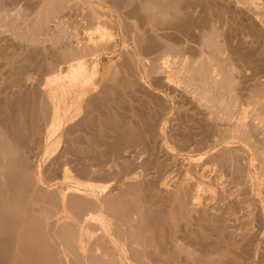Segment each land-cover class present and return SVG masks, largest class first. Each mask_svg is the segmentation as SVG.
I'll use <instances>...</instances> for the list:
<instances>
[{
    "label": "bare ground",
    "instance_id": "bare-ground-1",
    "mask_svg": "<svg viewBox=\"0 0 264 264\" xmlns=\"http://www.w3.org/2000/svg\"><path fill=\"white\" fill-rule=\"evenodd\" d=\"M34 2L36 11L27 17L33 22L31 31L41 36L43 45L52 39L55 43L42 47L48 60L36 59L38 72L45 74L42 81L25 78L21 89L0 97V113L9 112L0 116V264H229L225 258L257 259L260 254L264 259V245L257 248L264 237V108L237 112L233 97L241 88L251 99L264 88V67L256 73L260 64L247 52L249 45L262 48L264 40L254 26L247 27L249 34L255 32L252 40L235 36L229 24L244 15L237 0H90L87 6L80 4L83 0ZM205 7H215L218 13L209 14ZM108 15L132 27L134 23L132 59L123 67L135 79L127 85L140 87L148 74H155L167 92L177 96L187 91L186 85L193 87L202 110L198 132L193 137L181 134L175 142L181 156L172 155L166 144L171 103L164 102L153 115L146 114L147 108L146 113L138 109L135 131L111 133L114 142L106 149L120 163V172L114 167L119 173L107 170L113 167L96 157V148L80 149L79 156L75 148L72 176L50 174L57 161L43 169L41 150L28 155L24 144L29 132L34 137L41 133V143L48 145L65 125L87 126L81 114L61 115L62 100L78 92V85L82 88L77 101L86 97L83 86L97 76L103 53L110 47L104 48L98 35L83 36L78 24L87 21L90 28L84 29L97 28L101 16ZM232 59L243 60L254 71L235 72ZM23 71L20 67L15 74L21 76ZM119 83L98 97L89 99L87 94L88 105L99 107L118 92L123 84ZM196 154L202 156L199 161L192 160ZM255 162L259 177L252 188L248 182ZM139 174L141 182L125 180Z\"/></svg>",
    "mask_w": 264,
    "mask_h": 264
},
{
    "label": "rangeland",
    "instance_id": "rangeland-1",
    "mask_svg": "<svg viewBox=\"0 0 264 264\" xmlns=\"http://www.w3.org/2000/svg\"><path fill=\"white\" fill-rule=\"evenodd\" d=\"M6 1H7V3H6ZM21 1H23V2H21ZM21 1L13 3L12 0H2V1L0 0V3H1L0 4V16L2 17V18H0V24H1L0 28L2 27L0 29V55H1L0 56V65H1V67H0V97L11 96L12 93L21 89L22 87H20V85H24L23 81L25 80V78L35 77V78H38L39 81H42V79H43L42 77H44L45 74H42L43 76L40 75L41 72L40 71L38 72V70H37L38 65L37 64L41 60H44V59L48 60L49 59V57L47 55L48 54L47 51H45L42 47L43 46L48 47L49 45L55 43V41H53V39H52L49 42L48 41L46 42L47 45H43L44 43L42 44V42H41L42 40L40 41L41 36H37L38 34H35L31 31L33 22L29 21L30 19H28L27 17H30L33 14V12L36 11L35 10L36 6L34 5L35 2H34V0H21ZM27 1H28V3H26ZM83 1H85V2L80 3V4H83L85 6L89 5V3H90L89 2L90 0H83ZM201 1H203V0H201ZM237 2L240 6V9L241 10L243 9L242 11H243L244 15L241 18L238 17L239 20L237 18L236 21H233L229 24V25H232L233 28L236 30L235 31L233 29L234 33L236 34L235 36H237V38L239 37L241 40H252L253 39L252 37H254L252 35L255 34V32H253L254 30L250 31L252 33V34L250 33L251 34L250 35L249 32L247 31L248 30L247 27L254 26L255 28H258V31L260 32V34L262 36L261 38L263 41L264 40V36H263V34H264V0H256V2H253V0H237ZM21 3H23L24 5ZM1 5H3V6H1ZM27 5L29 8L27 7ZM21 8H22V10H21ZM205 8L208 10V13L209 12L211 14L212 13L213 14L218 13V10L215 7H211V8L205 7ZM9 9H11V10H9ZM12 10L15 12H13ZM18 10H20V11H18ZM25 11L27 14L24 13ZM4 12H5V14H4ZM220 12H222V11H220ZM19 13H20V16L18 15ZM104 14H106V13H104ZM22 15L26 16V18L23 17V19L27 22V24H26V22H24V20H22V17H21ZM20 17H21V19H19ZM6 20H7V22H6ZM16 20H17V22H16ZM18 20H21V21H18ZM240 20H242L241 24H240ZM99 22H100V25L97 28L94 27V28L90 29L91 33H90V30H87L90 28L89 27L90 24L87 21H84V22L82 21L80 24H78V30L79 29H80L79 31L84 30L82 32L83 36L89 37V36H97L98 35L97 36L98 38L102 37L99 40L103 44L102 45L103 47L106 44H107L106 45L107 47L108 46L113 47L112 44H114L115 49L112 48L113 50H110L111 48L108 47L109 49L107 51H105V53H103L104 55L101 58L100 66L97 69L98 74H97V76H95L93 78L92 82H88V83L84 84V86H83L84 93H86V97L88 96L87 94L91 95V96L87 97L89 99L91 97H98L100 94H102V91H104L107 87L114 86V88H115L116 85L118 86L120 84L119 82H122L123 83L122 86L121 87L119 86L120 88L117 87V90L119 89L120 91L118 90V92H116L117 94L114 92V93L108 95L106 97L107 99L106 98L104 99L105 101L107 100L106 102L104 101V103H103L105 106L103 104H100V106L99 107L97 106L96 107L97 109H96L95 107H90L88 105V101H87L88 99L86 97L84 98L85 95L82 96L81 99L77 101V96L79 95V92L82 88V87L80 88V86L78 85V92L73 91L68 97H66L64 100H62L63 103H62V108H61V115L63 116L65 112H68L69 117H75L76 118V117H79V115L81 114L80 116L84 117V119H86L85 121H87V122H84V123H87V126L84 124V125H82L83 127L76 126L73 128L69 125H67V126L65 125L63 128H61V130H59L57 132L56 135L53 136L52 141H51L52 143L50 142V144H48V145L41 143V140H40V139H42L41 133L35 134V137H34V133H31V132H29V130H27L29 132V134L27 136V138H28L27 143H26L27 146L24 144V147H25L27 154L29 153L30 155H33L34 152L38 154L41 150V152L39 153V156H40V161L42 163L43 169H46V167L48 166L49 163H51L53 161H55V162L57 161L56 163H58V164H57L56 170H58V171L55 170L56 172L55 171L50 172V174H55L56 176H62V175L72 176V173H73V172H71V171H73L72 167L76 162L75 156L81 155L80 149H89V148H96L98 150L96 152V157H99L102 161H109L110 167H113V168H108L107 170H111L114 172L116 171L117 173H119L120 168H121L119 166L120 163H118L117 159L114 160V156L112 154H110L109 152H107L106 149H107V147L112 146V145H110V143L114 142L113 135H111V133H114V132L116 133L118 131L119 132H122V131L133 132V131H135V127H136L137 121H138V117H137L138 109H140V110L142 109L145 113L147 110L146 114L153 115L156 112L162 110L161 107L163 106L164 102L165 103H171L173 111L170 114V116L167 118L169 123H170L169 125H171V127L169 128L170 130L169 129L167 130L168 131L167 135H169V136H167L166 144L168 147V151L172 155L177 154V155L181 156L180 151L179 152L177 151L178 145H176V143H175L177 141V138L181 137V134L185 133V134L191 135V137H193L196 135L195 133L198 132V129H197L198 124L197 123L201 117V111L202 110L198 106V101L194 100L195 99L194 97H196V93H194L193 87H190L189 85H186L183 83L184 86L186 85L187 91L182 93L180 96H177L171 92L170 93L167 92L168 90H166L165 87H163L162 84L156 80L155 74H148V76L145 77L143 84H141L142 87L141 86L138 87L137 85H127L128 83L129 84L131 83V80L135 79L133 75H130V69H129V71H126V68L123 67V65L125 63H128V64L131 63L132 56H131L130 51H131L132 45L134 43L133 42L134 35H135L134 23H133V27H132V24H130V23L128 24L127 22H125V24H124V22H120L116 18L115 19L112 17L110 18L109 15L108 16H101V18L99 19ZM132 22H134V21H132ZM21 23L23 24V26L21 25ZM28 23H29V25H28ZM30 24H31V26H30ZM101 24H102V27H101ZM245 24H247V26ZM17 25H19V26H17ZM27 25L30 27H28ZM80 25H81V27H80ZM110 25H112V27H110ZM26 26L28 27V29H30L29 31H28V29H26ZM245 26H246V29H245ZM85 27L87 29H84ZM108 27H109V29H108ZM7 28H9V29H7ZM15 28H17V29H15ZM23 28L26 31H24ZM261 28H262V30H261ZM17 30H20V31H17ZM243 31H244V33H243ZM19 32L22 33L21 36H23V39L19 35ZM116 32H117V34H116ZM87 33H88V35H87ZM25 35H26V37H25L26 39L24 38ZM248 35H249V37H248ZM130 37H131V39H130ZM27 38H28V40H27ZM31 40L33 41V43ZM37 40L40 43H37V42L35 43V41H37ZM105 42H107V43H105ZM109 42H115V43L110 44ZM117 42H119V43H117ZM234 43H236V41ZM27 45H29V46H27ZM106 46L104 48L107 49ZM133 48H134V46H133ZM248 48H247V52L248 53L250 52L251 57L254 58L253 60L256 61L258 63V65L260 64L258 68L256 67L257 69L254 68L255 72L257 70L256 73H258L261 70H263V67H264V62H263L264 57L262 58V56H264V46L262 48H258L257 46L255 48V46H254L253 47L254 49H253L252 46L249 45ZM34 50L36 53L34 52ZM253 50H255V51H253ZM38 51L40 53L41 52L42 53L40 54ZM256 51H257V54H256ZM229 54L226 53L225 55L228 56ZM7 55L8 56L10 55V56L8 57ZM34 55H36V57ZM38 58H39V61L36 60ZM91 58L92 57H90V56L87 57L88 60H90ZM257 58H259V59H257ZM32 60H35V61H32ZM260 60H261V62H260ZM4 62H5V64H4ZM8 63H10V64L8 65ZM231 63H232V68L234 67L236 69L235 70L233 68L235 70V72L236 71H242L243 74L250 75V72L252 74V72L254 71V69L251 70V67L246 65V63L243 62V60L232 59ZM3 65H4V67H3ZM144 66L146 69L151 71L150 66H148L146 64H144ZM20 67L23 68L24 74H22L21 76H18L15 73H16V70ZM115 67H117V68H115ZM65 71H67V68H65ZM111 71H113V73L110 74ZM122 72H123V74H122ZM133 73H134V71H132V74ZM36 74H38V75H36ZM110 75H111V79L113 78L111 81L114 83V85H112L113 83L110 82ZM124 76H125V79H124ZM40 77H41V79H40ZM19 79H21L22 82L20 84H17V81ZM118 79L120 81H118ZM114 80H116V82H114ZM152 80H153V82H152ZM125 81H126V83H125ZM237 83H242V84L244 83L245 84L246 82H244L242 79H237ZM180 84H182V82ZM247 84L248 83H246L245 85H247ZM127 86H128V88H127ZM188 87L190 88V90H188L189 89ZM157 88H159V89H157ZM91 89H92V93L90 92ZM141 89L143 90L142 92H141ZM262 90H264V88ZM262 90L259 91L257 97L255 96V97H252L251 99L249 97V91L248 90H243L241 88H240V90H236L234 95H233V97L236 98V103H235L236 104V111L237 112H239V111L244 112V111H252V109L254 110V108H256V109L259 107H260V109L264 108V91L262 92ZM189 93L191 96H189ZM92 94H94L95 96H92ZM115 94L117 95V97ZM194 94H195V96H194ZM171 97H172V99H171ZM150 98H152V99H150ZM108 101H109V103H108ZM115 101H117V102H115ZM174 101L179 102L180 104H177L178 106L175 107ZM152 102H153L154 106L152 105ZM148 103H150V104H148ZM242 103H244V104H242ZM110 104H112V105H110ZM248 104H249V106H247ZM254 104H256V105H254ZM143 105H145V106H143ZM250 105L252 107H250ZM83 106H84V109H86V110H84L82 108ZM147 106H149V107H147ZM78 107H79V109H78ZM144 108L145 109L147 108V109L144 110ZM124 109H126V110H124ZM260 109H259V112L261 111V113H262V110H264V109H262V110H260ZM95 110H96V112H95ZM149 111H151V112H149ZM84 113H85V115H84ZM263 114H264V111H263ZM8 115H9V112H1L0 113V116H8ZM26 117H27L26 119L29 122L32 120V118L29 115ZM40 124L44 125L43 122H41ZM89 124L91 127L88 126ZM68 126L70 127V129L72 128L71 131L68 128ZM119 128H120V130H119ZM65 130L66 131L68 130L67 132H69V133L64 132ZM88 132L90 134H88ZM82 133H84V134H82ZM70 135H72V136H70ZM60 137H61V141H58V139ZM94 138H97V139H94ZM38 139H39V142H38ZM65 140L67 142H65ZM97 140L101 141V143H107L108 142L107 143L108 145L107 144L106 145L105 144L99 145V142ZM111 140H112V142H111ZM35 143L37 144V146ZM65 143L68 144L69 147ZM65 146H66V148H65ZM220 146H223V144H221ZM47 147H50V150L47 154H45ZM31 148H32V151H31ZM36 148H38L39 151L36 150ZM75 148L78 149V151ZM36 151H38V152H36ZM74 152H76L75 156H74ZM67 155H68V157H66ZM71 156H73V158ZM182 156L185 158H188V156L185 154ZM201 157H202L201 154H198V155L196 154L194 157H192V160L199 161L201 159ZM61 158H62V160H61ZM63 158H64V160H63ZM67 158H68V160H67ZM69 159L73 160L74 163ZM62 161L65 162V164L62 163ZM66 163L68 165L70 164L71 166L69 165L70 166L69 167ZM58 165H59V167H58ZM61 167H63L62 170H64V172L62 170L60 171ZM114 167L116 169H118L119 172L117 170H115ZM161 168H163V167H161ZM257 169H259L258 168V162H255V165L251 168V175H252L251 182H248L249 186H251L252 188H256V186L258 184L257 181H258V177H259V170H257ZM142 178L143 177L139 174L138 176L128 177L125 180H134L136 182L137 181L141 182ZM123 187H124L123 185H121L120 187L118 186V189L122 190ZM111 220L114 221L113 219H111ZM111 227H113V226L111 225ZM208 241L209 240L207 238L206 242H208ZM210 241H212V240L210 239ZM263 245H264V237L262 238V241L258 245L257 248H260ZM261 250L262 249H259V251H261ZM224 260L227 261L229 264H264V259H262L261 254L258 255L257 259H230L228 257V259L225 258Z\"/></svg>",
    "mask_w": 264,
    "mask_h": 264
}]
</instances>
